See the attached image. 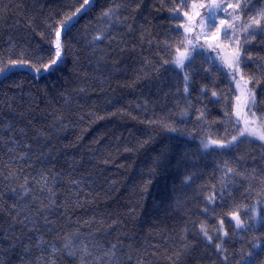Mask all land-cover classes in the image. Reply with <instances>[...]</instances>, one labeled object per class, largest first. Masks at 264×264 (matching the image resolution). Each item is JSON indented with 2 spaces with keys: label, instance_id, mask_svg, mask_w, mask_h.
Listing matches in <instances>:
<instances>
[{
  "label": "snow or ice",
  "instance_id": "6c2138e0",
  "mask_svg": "<svg viewBox=\"0 0 264 264\" xmlns=\"http://www.w3.org/2000/svg\"><path fill=\"white\" fill-rule=\"evenodd\" d=\"M93 9L94 22L81 31ZM0 23L6 257L14 253L19 264H264V0H23L0 3ZM129 73L125 86L140 89L135 107L150 131L124 152L145 153L144 167L134 206L109 215V231L94 232V219L82 224L69 212L88 203L82 185L101 186L90 174L76 178L83 156L62 160L66 151L52 142L83 120L79 101L91 99L88 88L103 90ZM36 96L46 105L39 127ZM17 97L32 100L21 105L27 116L15 111ZM65 181L80 190L75 200H60ZM124 217L167 223L161 244L154 251L125 244L135 238L128 232L113 243L108 237Z\"/></svg>",
  "mask_w": 264,
  "mask_h": 264
},
{
  "label": "trees",
  "instance_id": "16d2710c",
  "mask_svg": "<svg viewBox=\"0 0 264 264\" xmlns=\"http://www.w3.org/2000/svg\"><path fill=\"white\" fill-rule=\"evenodd\" d=\"M0 3L21 4L23 0H0ZM96 14V9H93L80 20L78 27L81 31L90 28L94 22L93 17ZM4 27L5 25L0 23V29ZM105 46L103 44L98 45L100 48ZM111 81V87L105 86L103 90L99 87L88 88L87 95L91 99L87 103L83 100L79 101L83 105L80 111L83 120L67 126L59 137L52 142L57 152L66 151V156L62 157V160L69 156H75L79 162L83 156L84 162L78 168L76 178H79L80 175L86 176L90 174L101 186L90 189L82 185L83 192L87 195L81 196L80 199L81 201L87 200L88 203L82 204L74 211L69 212L72 221L80 219L82 224L83 221L91 222L94 219L96 221L93 225L94 232L109 231L114 227L112 221L108 218L109 215L113 212L126 213L128 208L123 205L132 204L134 206L136 199L133 195L134 182L138 179L137 173L139 169L144 167L141 161L145 153H127L124 152V148L133 147L138 140L146 138L142 132L150 131L145 124L140 123V121L145 120V114L142 111H138L135 107L141 99L138 95L140 89L136 86H125L126 84H132L131 74L129 73L127 76L114 75ZM80 86L86 87L84 84ZM109 101H112L113 104L110 105ZM9 103H13V101L9 100ZM32 104L33 102L30 99L25 98L21 101L17 97L14 108L16 112H23L27 116L26 107H21V105ZM60 104H63V101H60ZM60 104L54 106L59 107ZM35 105L32 111L39 120L37 124V127H39L40 124L45 123V120L40 117V112L46 105L41 103L39 96L35 98ZM89 113H94V115H89ZM112 113L116 114L113 115ZM17 126L23 127V124L17 122ZM2 134V131H0V135ZM64 145H76V147L70 146L65 150ZM7 159L5 150L0 148V173L3 172L2 165ZM103 160H107L108 163L106 165L102 164ZM98 173L102 174V177ZM57 191L63 193L60 196V200L63 201L66 198L75 200L73 194L80 190L70 187L65 181ZM8 202L11 203V201ZM0 207H2V204H0ZM137 211L139 212V209ZM97 213L99 215H96ZM4 215V213L0 212V217H4ZM116 219L118 221L121 220L120 217H116ZM8 223L6 218L0 219V229H6ZM123 225L127 227L125 228ZM166 228L167 223L155 226V222L147 217L143 218L142 223L135 225L129 223L127 217H124L122 225L116 227V230L112 232L108 239L115 243V237L128 232L130 235H134L135 238L125 240V244H135L142 246V248H147L148 251H154L155 249L151 246L161 244V234ZM13 231L14 234L19 235V226L17 225ZM7 247L5 236L0 232V261L11 259L12 264H19L14 253L10 252L7 257L4 255V250Z\"/></svg>",
  "mask_w": 264,
  "mask_h": 264
}]
</instances>
